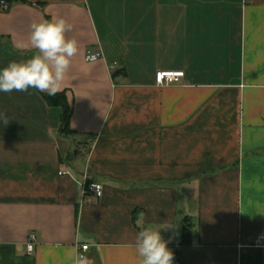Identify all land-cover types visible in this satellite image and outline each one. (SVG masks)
I'll use <instances>...</instances> for the list:
<instances>
[{"label": "crops", "instance_id": "obj_1", "mask_svg": "<svg viewBox=\"0 0 264 264\" xmlns=\"http://www.w3.org/2000/svg\"><path fill=\"white\" fill-rule=\"evenodd\" d=\"M4 1L0 68L34 54V20L67 19L79 51L57 93L69 134L37 90L0 92V264H71L81 245L139 264L149 225L173 264H264V0Z\"/></svg>", "mask_w": 264, "mask_h": 264}, {"label": "clouds", "instance_id": "obj_2", "mask_svg": "<svg viewBox=\"0 0 264 264\" xmlns=\"http://www.w3.org/2000/svg\"><path fill=\"white\" fill-rule=\"evenodd\" d=\"M73 27L71 22L59 16L34 20L30 25L29 45L35 52L25 60L12 61L0 68V92H27L32 88L55 96L62 91L72 60L79 51L77 39L67 36ZM87 59L93 61L92 57ZM9 121L0 113V122L4 126ZM167 245L161 230L149 225L137 233L133 247L139 264H173L174 253ZM68 258L71 264H94V260L77 247L70 250Z\"/></svg>", "mask_w": 264, "mask_h": 264}, {"label": "built area", "instance_id": "obj_3", "mask_svg": "<svg viewBox=\"0 0 264 264\" xmlns=\"http://www.w3.org/2000/svg\"><path fill=\"white\" fill-rule=\"evenodd\" d=\"M0 6L3 10L7 11L10 9V4L7 1H1ZM92 57L94 62H97L100 58L99 54H88L86 57V61L93 63V61H89L87 58ZM185 76L183 72H159L156 74V84L157 86L164 87V86H169L173 84H177L181 81V79ZM84 189L87 193L92 194L98 198H101L104 193V187L103 185L95 180L91 181H85L84 184ZM35 238H32V241L30 244L27 246V253L32 254L35 249V244H34ZM258 243L260 244V240H258ZM90 246L89 245H81L79 247V251L83 254H87L89 251Z\"/></svg>", "mask_w": 264, "mask_h": 264}, {"label": "trees", "instance_id": "obj_4", "mask_svg": "<svg viewBox=\"0 0 264 264\" xmlns=\"http://www.w3.org/2000/svg\"><path fill=\"white\" fill-rule=\"evenodd\" d=\"M45 100L53 107H58L62 110V132L64 134L70 133V121L72 117V108L68 103L66 93L56 94L55 96H49L47 94L41 93ZM189 225L183 228V239L187 237V232ZM186 241V240H185Z\"/></svg>", "mask_w": 264, "mask_h": 264}]
</instances>
